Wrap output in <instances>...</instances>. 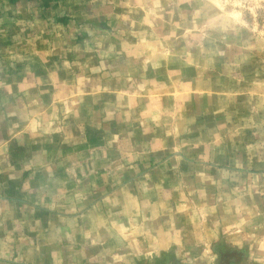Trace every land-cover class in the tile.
Returning <instances> with one entry per match:
<instances>
[{
  "label": "crops",
  "instance_id": "obj_1",
  "mask_svg": "<svg viewBox=\"0 0 264 264\" xmlns=\"http://www.w3.org/2000/svg\"><path fill=\"white\" fill-rule=\"evenodd\" d=\"M41 2L0 0V264H264V88L183 51L201 0Z\"/></svg>",
  "mask_w": 264,
  "mask_h": 264
},
{
  "label": "rangeland",
  "instance_id": "obj_2",
  "mask_svg": "<svg viewBox=\"0 0 264 264\" xmlns=\"http://www.w3.org/2000/svg\"><path fill=\"white\" fill-rule=\"evenodd\" d=\"M41 1L46 4V0ZM105 1L106 4L112 3V0ZM140 1L142 0H132L131 5L138 6ZM184 10L188 12L187 9ZM200 10L199 27L194 32L180 31L185 41V45L182 46L183 51L198 55L201 58V69L206 73L211 71L213 75L220 70L233 68L238 76L234 83L239 82L241 78L248 82H258L259 86L264 88V0H201ZM107 16L113 17V13L106 14ZM130 16L131 21L134 18L137 22V28L140 30L126 31L125 36L129 35L130 38L137 40L138 36L143 37L146 34L157 36L153 29L143 30L147 22L145 15ZM181 16L186 24L191 23L192 15L185 13L179 17ZM100 27L107 30L109 26L105 22ZM108 31L112 32V30ZM129 48L131 49L126 50V53L140 54L147 51L145 46L137 47L141 48V51L137 50L136 46ZM224 59L227 61L226 64ZM246 105L248 116L252 112L256 116L257 108L264 111V101L258 104L249 101Z\"/></svg>",
  "mask_w": 264,
  "mask_h": 264
}]
</instances>
